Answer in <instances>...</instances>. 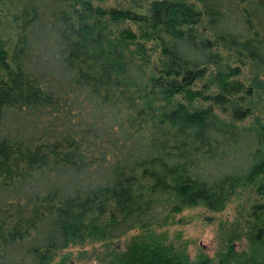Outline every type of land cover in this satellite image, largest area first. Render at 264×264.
I'll use <instances>...</instances> for the list:
<instances>
[{
    "label": "trees",
    "instance_id": "obj_1",
    "mask_svg": "<svg viewBox=\"0 0 264 264\" xmlns=\"http://www.w3.org/2000/svg\"><path fill=\"white\" fill-rule=\"evenodd\" d=\"M95 1L0 0V264H189L149 232L238 192L218 264H264V0Z\"/></svg>",
    "mask_w": 264,
    "mask_h": 264
},
{
    "label": "rangeland",
    "instance_id": "obj_2",
    "mask_svg": "<svg viewBox=\"0 0 264 264\" xmlns=\"http://www.w3.org/2000/svg\"><path fill=\"white\" fill-rule=\"evenodd\" d=\"M120 1L106 0L102 5L107 7L124 5L125 2ZM96 3L98 2L92 0L93 6ZM245 195L248 197L247 193L238 192L228 200L219 213L209 212L201 206L185 208L174 216L172 225L152 229L149 233L154 235L160 243L184 253L189 264H200L205 261L218 264L219 255L226 248L220 233L237 221L239 208L246 203ZM245 214L246 212L244 216ZM139 235L138 232H130L123 238L111 242L89 238L81 244L72 245L57 253L51 258L49 264H110L112 259H117L130 241ZM231 245L232 251L237 255L248 251L245 237H240V240L234 241Z\"/></svg>",
    "mask_w": 264,
    "mask_h": 264
}]
</instances>
